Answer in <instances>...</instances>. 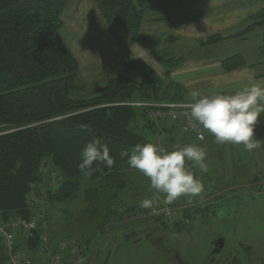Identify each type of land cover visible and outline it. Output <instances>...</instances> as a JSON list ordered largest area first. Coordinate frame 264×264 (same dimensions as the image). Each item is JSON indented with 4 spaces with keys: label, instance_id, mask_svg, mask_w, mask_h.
Returning <instances> with one entry per match:
<instances>
[{
    "label": "rangeland",
    "instance_id": "374dc122",
    "mask_svg": "<svg viewBox=\"0 0 264 264\" xmlns=\"http://www.w3.org/2000/svg\"><path fill=\"white\" fill-rule=\"evenodd\" d=\"M194 2L192 12V0H154L143 12L139 31L154 41L143 45L141 40H133L122 25L109 26L97 0H68L60 14L59 36L77 63L71 96L93 97L109 77H129L137 82L139 64L163 77L165 70L149 54L151 51L183 60L170 71L169 78L182 87L185 101H191L194 90L231 94L250 81L264 85V22L257 21L264 18V0H219L218 5L216 0ZM192 15L196 16L194 28ZM212 28L228 37L210 36ZM244 29L243 35H235ZM239 57L243 67L235 72L223 69L222 60L233 66ZM138 121L144 129L149 126L144 116ZM4 130L6 127L0 126V132ZM141 133L150 142L158 134L157 130ZM254 136L262 146L251 152L242 145L218 144L214 138L197 144L206 150L205 182L209 189L204 195L186 196L193 198L200 209L202 216L197 225H169L157 220L155 224L165 229L164 236L157 238L145 235L147 229L130 233V228L140 226L130 217L118 216L124 222L121 226L117 219L112 224L101 215L92 219L84 212L81 192L94 183L83 180L69 201L49 202V239L55 243L63 237L78 236L81 241L91 242L87 264H264V115L258 118ZM176 137L187 145L195 144L189 134L177 131ZM122 173L127 182L123 194L131 202L136 203L137 197L151 189L150 181L139 170L127 167ZM219 236L224 241L223 249L214 254V241ZM168 248L179 259L171 258Z\"/></svg>",
    "mask_w": 264,
    "mask_h": 264
},
{
    "label": "trees",
    "instance_id": "16d2710c",
    "mask_svg": "<svg viewBox=\"0 0 264 264\" xmlns=\"http://www.w3.org/2000/svg\"><path fill=\"white\" fill-rule=\"evenodd\" d=\"M153 1L97 4L109 26L122 25L133 40L148 45L154 40L139 31L143 12ZM67 2L0 0V126L6 127L0 132V213L5 218L28 217L24 196L32 182L41 180L39 167L44 162L61 176L58 187L48 194L50 202H67L83 180L93 181L81 192L84 212L111 223L120 216L116 206L127 185L122 170L131 168L125 153L150 142L141 131H154L150 122L145 129L138 126V117H145L142 112L150 107L145 104L186 100L182 87L169 78L183 60L151 51L165 70L163 77L139 64L137 82L109 77L95 96L72 97L77 63L59 36L60 14ZM94 137L108 146L114 164L109 168L94 162L92 174L85 175L78 168L81 152Z\"/></svg>",
    "mask_w": 264,
    "mask_h": 264
},
{
    "label": "clouds",
    "instance_id": "9594fccd",
    "mask_svg": "<svg viewBox=\"0 0 264 264\" xmlns=\"http://www.w3.org/2000/svg\"><path fill=\"white\" fill-rule=\"evenodd\" d=\"M190 116L209 133L218 144L242 145L251 152L261 148V141L254 136L258 118L264 115V85L250 81L239 90L226 94H202L191 92ZM202 137H198L201 139ZM129 167L139 170L149 178L151 187L163 194L166 202L172 204L181 196H199L203 192L202 182L186 167L191 161L203 171L206 150L197 144L166 150L155 142L136 144L126 152ZM82 162L78 168L91 175L94 162H103L111 168L114 159L110 149L98 138L86 143L81 152ZM152 200L142 201L144 208L152 206Z\"/></svg>",
    "mask_w": 264,
    "mask_h": 264
},
{
    "label": "built area",
    "instance_id": "2783aa9c",
    "mask_svg": "<svg viewBox=\"0 0 264 264\" xmlns=\"http://www.w3.org/2000/svg\"><path fill=\"white\" fill-rule=\"evenodd\" d=\"M190 102L146 104L147 119L160 128V138L165 136L163 122L169 121L189 133L197 141H203L209 133L203 130L190 116ZM198 137H202L198 139ZM165 147L166 145H160ZM177 149V147H174ZM186 167L195 175V164L186 161ZM42 178L32 182L25 193L24 203L28 217L11 216L5 218L0 213V264H86L87 251L91 242L81 241L78 236H69L52 243L47 232L46 208L49 192L57 188L60 176L42 162L39 167ZM196 178H198L195 175ZM152 206L133 214V219L146 220L143 226L161 220L169 225H192L199 219L192 203L182 204L177 199L168 204L163 194L152 188ZM121 211L120 207L117 208ZM37 236V238H36Z\"/></svg>",
    "mask_w": 264,
    "mask_h": 264
},
{
    "label": "crops",
    "instance_id": "0c3cea01",
    "mask_svg": "<svg viewBox=\"0 0 264 264\" xmlns=\"http://www.w3.org/2000/svg\"><path fill=\"white\" fill-rule=\"evenodd\" d=\"M195 0H192V12H194L195 10H193V5H194V2ZM205 2H206V0H204ZM207 1H210V0H207ZM216 2H217V5H218V3H219V0H216ZM205 5H206V3H205ZM223 5L224 4H221V8H223ZM260 10V9H259ZM258 10V11H259ZM258 11H256V12H258ZM224 12V11H223ZM255 12V13H256ZM228 13V12H227ZM220 14H221V12L219 13V15L218 16H220ZM196 16H194V15H192V28H194V27H196L197 26V24H193V19L195 18ZM262 20H257V21H260L261 23H263L264 22V18H261ZM260 24V23H259ZM213 30V34H211L210 36H212V35H215L216 37H219L220 35V38L221 39H223V38H227L228 36H223L221 33H219V32H217V31H219L217 28H212ZM247 29V28H246ZM245 32V29L243 30V31H241V32H238V33H236L235 35H243V33ZM221 39H219V40H221ZM219 40H217V41H219ZM226 64V60H222V63H221V65H222V67H223V69L225 70V71H230V72H235V71H237V70H239L240 68H241V66L243 67V65H244V61H243V59H242V57H239L238 58V63L236 64V65H233V66H231V65H229V66H227V65H225ZM166 127V133L169 135V139H175L176 141H177V143H178V145L182 148V147H184L185 145H187V143L184 141L183 142V140L182 141H180V139L178 138V137H176V132L177 131H179L180 129L178 128V127H176V126H174V124H172V123H167V125L165 126ZM153 130H157V132H158V134H159V131H160V129L159 128H156V127H153ZM180 133H182V134H185V133H183V132H181V131H179ZM191 136V135H190ZM192 137V136H191ZM193 138V137H192ZM211 138H214V137H212L211 135H209L204 141H202V142H195V144H201V143H204L206 140H209V139H211ZM179 139V140H178ZM155 143H159V135L156 137V139H155ZM199 168V167H198ZM199 174H200V176H201V180L203 181V192L201 193V195H204L206 192H208V187H207V183L205 182V177L206 178H208L207 177V172H205V171H202V169H199ZM201 197V196H200ZM203 197L204 196H202V198L200 199V201L201 200H203ZM178 200L182 203V204H187V203H189L191 200H194L193 198L192 199H190V198H187L186 196H181V197H179L178 198Z\"/></svg>",
    "mask_w": 264,
    "mask_h": 264
},
{
    "label": "flooded vegetation",
    "instance_id": "af4514ba",
    "mask_svg": "<svg viewBox=\"0 0 264 264\" xmlns=\"http://www.w3.org/2000/svg\"><path fill=\"white\" fill-rule=\"evenodd\" d=\"M148 229V236H155V237H157V238H162L163 236H164V232H165V229H164V227H162V226H159V225H157V224H155V223H151L148 227H147ZM139 230L138 231H140L141 229L140 228H138ZM221 236H219V238L217 237L216 239H215V241H214V244L216 245V246H218V244H219V242H220V240H221ZM217 248V247H216ZM215 248V249H216ZM223 249V246L221 247V249H219V251H218V253H216V254H219L220 253V251ZM168 250H169V248H168ZM169 254H170V256H171V258L173 257L175 260L176 259H179V255L173 250V249H171V250H169V252H168ZM228 258H226L225 260H227ZM212 261V260H211ZM179 262H180V260H179ZM183 264V263H182Z\"/></svg>",
    "mask_w": 264,
    "mask_h": 264
},
{
    "label": "water",
    "instance_id": "95a60500",
    "mask_svg": "<svg viewBox=\"0 0 264 264\" xmlns=\"http://www.w3.org/2000/svg\"><path fill=\"white\" fill-rule=\"evenodd\" d=\"M223 245V239L220 240L219 244H218V247H222ZM215 252H218V249L214 250Z\"/></svg>",
    "mask_w": 264,
    "mask_h": 264
}]
</instances>
